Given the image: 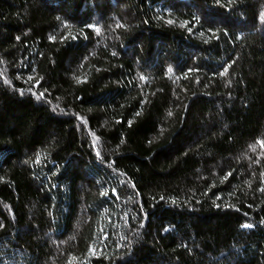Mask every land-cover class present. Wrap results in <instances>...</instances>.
I'll return each mask as SVG.
<instances>
[{
    "label": "trees",
    "instance_id": "trees-1",
    "mask_svg": "<svg viewBox=\"0 0 264 264\" xmlns=\"http://www.w3.org/2000/svg\"><path fill=\"white\" fill-rule=\"evenodd\" d=\"M0 264H264V0H0Z\"/></svg>",
    "mask_w": 264,
    "mask_h": 264
}]
</instances>
